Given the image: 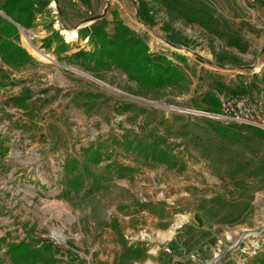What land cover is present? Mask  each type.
<instances>
[{"label":"rangeland","instance_id":"374dc122","mask_svg":"<svg viewBox=\"0 0 264 264\" xmlns=\"http://www.w3.org/2000/svg\"><path fill=\"white\" fill-rule=\"evenodd\" d=\"M42 1V6L34 2L29 25L20 24V28L39 50L53 53L50 47L57 38L45 35L50 32L74 50L61 56L64 47L56 42L54 59L40 60L21 44L23 33L16 28L14 39L32 59L33 68L21 77L0 69V95L4 98L0 101V116L20 133L21 140H28V145L11 144L0 137V183L4 181L3 190L10 192L5 180L11 169L36 161L49 162L55 153L64 154L65 167L57 176L58 188L64 186L60 196L77 217V222L71 224L73 233L81 232L82 238L72 239L67 245H55L46 238L37 240L38 246L36 242L32 245L21 241L7 244V250L12 244L39 250L41 255L35 264H83L84 255H92L94 245H98L93 255L97 264H145L150 260L155 264H209L215 255L220 258L214 264L241 259V264H264V231L256 233L264 221V131L239 128L244 124H221L195 112H218L222 99L246 91L240 85L254 72L256 64L249 70L231 66L243 64L248 54L264 66V19L252 15L257 13L253 5L257 0ZM62 19L80 29H69ZM116 22L144 41L151 58L166 56L183 80L143 93L123 70L111 65L93 72L92 60L74 55L79 50L93 52L94 44L84 36L90 28L105 23L111 37ZM32 23L43 29L41 37L29 30ZM62 29H76L77 36L73 41L65 40ZM13 35L5 39L15 45L10 39ZM9 52L0 49L2 63H25L26 58L18 61L6 57ZM187 58H195L197 61H190L202 63L201 67L187 62ZM228 78L230 83L225 82ZM193 81L197 82V91L207 87L211 91L213 87L202 110L198 105L192 107L187 96ZM81 91L93 92L97 97L89 101L76 97ZM16 97L23 98L22 104L14 102ZM116 115L121 116L119 121H115ZM125 137L134 141L162 138L169 151L168 160L157 162L135 147L127 148ZM11 148L23 149L21 158L27 156L26 161L13 158ZM32 149L39 155L38 160L28 155ZM96 153L99 162L92 163L90 156ZM71 159L78 161L79 169L88 167L95 179L83 173L81 188L65 192ZM119 168L125 170L119 173ZM114 175L125 177L124 184L114 183ZM6 195L0 203V217L7 218V226L20 224L28 233L40 236L55 224L56 218L61 221L62 213L55 212L49 218V214L24 201L18 210L14 204L11 206L12 196ZM113 206L128 220L120 216L107 219L106 211ZM125 223L145 239L151 228L158 229L157 255L148 254L144 245L127 244ZM172 232V240H168ZM151 235L154 237L155 232ZM110 236L117 246L106 244ZM47 245L49 250L45 249ZM165 246L168 251L161 249ZM243 249L250 255L243 254ZM193 251L197 253L195 261L189 258ZM0 264L14 263L9 260Z\"/></svg>","mask_w":264,"mask_h":264},{"label":"built area","instance_id":"2783aa9c","mask_svg":"<svg viewBox=\"0 0 264 264\" xmlns=\"http://www.w3.org/2000/svg\"><path fill=\"white\" fill-rule=\"evenodd\" d=\"M18 28L22 33L27 36V34L20 28V26H18ZM13 112L14 111H11V113ZM195 112L203 113L215 119L221 124H244L264 131V89L258 91L255 99H251L248 96L241 94H235L225 97L220 101V110L218 112H204L197 110H195ZM120 118L121 116L116 115L115 121H119ZM0 137L3 140L10 142L11 144L19 143V145H28V140H21L20 133H18L16 129H13L10 125V122L4 119L3 116H0ZM22 151L23 149L11 148V156L13 158L16 157L24 160L23 158H21ZM28 155H30L31 158L33 157L34 160H38L39 158V155L36 153V151H33V149L31 150L30 154L28 153ZM64 158V154H60V152H58L54 154V157L52 156L49 162L45 161V163H43L41 161H36L35 164H30V166L11 169L5 180L9 183L10 189L12 190L10 192L3 190V188L5 187L4 181L0 183V188L2 190H0L1 205V200H4L7 196L6 194L9 193L10 196H12L13 198L11 206L12 204H14V206H16L18 210H21L23 208L24 201L27 205L31 207H38V211H42L44 213L49 214V218L54 216L55 212L62 213L61 221H57L56 218L55 224L52 223L46 233H39L40 236H37L38 234L35 235V233L32 231L28 233L26 229H22L20 224L16 225L13 223L7 226V218L1 216L0 219H2V221L5 220V222L0 223V262H9L10 260L9 255L7 253V244L9 243H19L23 241L26 244L33 243L32 245H34V242H36L37 240L41 238H46L55 245H67L72 239L75 241H80V239L82 238L81 232L73 233V227L71 226V224L77 222V217L76 215L70 212L71 209L60 196V192H62L64 186L60 185V188H58L59 183L57 176L59 172H63L64 170ZM26 159L27 156L24 161H26ZM112 179L114 183L120 182L119 184L122 185L124 184L125 177L114 175L112 176ZM126 188H128V186H126ZM38 204H40V206ZM141 213L147 214L145 210H142ZM106 215L107 219L109 220L112 219L114 216H120L121 219H124L126 221L129 218L125 214H123L122 216L117 206L108 208L106 211ZM146 222H148V226H151L150 224L152 222L149 218H147ZM32 224L33 221L29 223L30 226H32ZM125 226L126 227L123 230V235L125 237V240L128 242L127 244H134V246L144 245L148 254L157 255L159 246L158 244H156L157 241L155 239L160 238V235L158 234V229L151 228L153 230L152 231L150 229L151 233L155 232L154 237H152L150 232H146L147 239H145V236L140 235V233L136 234L133 227H128V223H125ZM175 229H177V225H175L174 230ZM263 231L264 221L257 228L256 233H261ZM173 233L174 232H172L171 235L167 237L168 240H172ZM138 237L140 238L135 240V238ZM141 242H144L145 244H141ZM39 244L40 242L35 243L36 246H38ZM161 249H163L164 251H168V248L166 246ZM90 250V253H92V255L83 254V259H85V262L83 264H97V257H93V255H95L94 253L98 251V245H94ZM246 251L247 250L243 249L242 253H248ZM248 254L250 255V253ZM189 258L192 261H195L197 259V253L194 251L191 252L189 254ZM219 258V255H215L214 259H212L209 264H214L216 261H218ZM172 260L173 262L177 261L176 258H173ZM241 261L244 260H237L236 262L230 264H241ZM145 264L155 263L150 260L145 262Z\"/></svg>","mask_w":264,"mask_h":264},{"label":"trees","instance_id":"16d2710c","mask_svg":"<svg viewBox=\"0 0 264 264\" xmlns=\"http://www.w3.org/2000/svg\"><path fill=\"white\" fill-rule=\"evenodd\" d=\"M38 1L42 6V0H0V10H2L13 21L21 25H29L28 22L32 18L34 10L33 4ZM0 21L2 17L0 16ZM1 34L9 37L10 34L17 32L15 26L10 22L0 27ZM85 31H88L85 29ZM84 36H89V40L94 44L93 52H85L79 50L74 55L79 58L87 57L93 61V67L97 72L99 69H105L111 65L123 70L129 79L136 82L140 92L148 93L153 90L164 88L171 85H177L183 80V76L177 70L176 66L164 55H158L151 58L147 53V46L144 41L134 35L131 30L121 22H116L113 26V35L108 36L105 30V23L95 25L85 33ZM48 40V38H46ZM11 47L12 50L6 57H15L16 51H21L19 46L2 39L0 36V49ZM23 51V50H22ZM4 61V57H3ZM6 61V60H5ZM8 62V61H7ZM76 97H83L86 101L97 97L93 92H78ZM16 104H22L23 98H14ZM241 129H252L259 131L248 125H240ZM220 129V128H216ZM254 131V132H255ZM162 138H151L147 141L133 140L129 137L124 138V143L127 148L135 147L140 153L146 157L157 161L165 162L168 160L169 151L162 144ZM92 163L99 162V156L92 154L90 156ZM75 169L79 172L74 173ZM119 173H122L124 168H119ZM87 174L95 179V175L91 173L88 167L79 169V163L76 159H71L67 163L68 178L65 182L66 191H78L82 186V174ZM98 183L99 180L96 179ZM49 250V246L45 247ZM7 253L10 260L14 264H35L41 253L39 250L31 249L26 244H12L8 247Z\"/></svg>","mask_w":264,"mask_h":264},{"label":"crops","instance_id":"0c3cea01","mask_svg":"<svg viewBox=\"0 0 264 264\" xmlns=\"http://www.w3.org/2000/svg\"><path fill=\"white\" fill-rule=\"evenodd\" d=\"M253 5L257 9V13H252V15L253 16H259L261 19H264V14L262 15V12H264V0H257V4L253 3ZM0 16L2 17V21H0V27L3 26L4 24L8 23V22H10L17 29H18V26H20V24H18L17 22L13 21L9 16H7L1 10H0ZM62 23H65V26H68V28L80 29V28H77V26H78L77 24H70L65 19H62ZM29 30L31 31V33L33 35H36L37 37H41V36H39V34L41 32H43V29H41L40 27H39V29H37V26H34V23H32V25L29 28ZM49 34H50L51 38H54V39L57 38V40L56 41L54 40L53 45L50 47V49H51L50 51L53 52L52 54H56L55 50H54L55 47H56V45H55L56 42H58L57 44L63 45V47H64L63 50L60 53L61 56L70 55L71 54L72 50H74V49H72L70 45L64 44L62 42L61 37L58 34H55V33L51 34V32H50V33L45 34V35H49ZM0 36L2 37V39L6 38V36L4 34H1V31H0ZM15 36L16 35H13V37H11L10 39H11V42H13L15 45L18 46L19 45L18 42L16 41V39H14ZM38 44L40 45L41 41H38ZM2 50H12V48L9 46V47H6V48H4ZM248 55H249V58H247V60L246 59L243 60V62H244L243 64L236 65V66H231V67L232 68H237V67L241 66L242 68L247 69V68H249L251 66H254L255 64H256L255 67H257V66H261L262 67L259 71L254 70L255 69V67H254V69L252 70L254 72L248 74L249 76H247V80L246 81L243 80V84H241V85L239 84L241 89H246V91L242 92L241 95H245V96H248L251 99H255L256 96H257L258 91L261 90V89H264V66H262V63H260V64L256 63V57H253V55H250V54H248ZM16 58L19 59L18 61L26 58L25 63L22 64L23 61L22 62L20 61V62H18V64H15L14 63L15 61H13L11 65H6V64L2 63L1 58H0V69H3L4 71H7L8 74H10L9 71H12L13 73H17V77H21V75H23L25 73H29V72L32 71V68H33L32 64H31L32 63V61H31L32 59L28 58L27 55L22 51V49H21V51H16L15 52V57H13V59H16ZM191 59L193 61H197L195 58H191ZM191 59L187 58L186 61L189 62ZM190 62L195 64L196 67H201V65H202V63H200V62H199L198 65L196 63L192 62V61H190ZM247 70H249V69H247ZM22 77H24V76H22ZM254 78H256V79H254ZM225 82L226 83H230L231 79L228 78V80H225ZM254 84H255V87L253 86ZM11 91H15V89H13ZM187 92H188L187 96L189 97L191 106L195 107V105H198L197 108L202 110L203 109L202 107L206 106L205 102H207L208 92L209 93H213L214 91H213V87H211V91H208V87L205 88V90L197 91V82L193 81L191 84H189V90ZM200 93H202V95L199 98L194 97L195 95H198ZM13 95H21V94L14 93ZM22 95H24V94H22ZM9 96H12V95H9ZM2 99H4V98H2V95H0V101ZM196 99L199 100V101H195ZM109 238H110V242H106V244L109 243L110 245H112V246L114 245L115 246L117 243L115 241H113L114 237L110 236Z\"/></svg>","mask_w":264,"mask_h":264},{"label":"bare ground","instance_id":"6f19581e","mask_svg":"<svg viewBox=\"0 0 264 264\" xmlns=\"http://www.w3.org/2000/svg\"><path fill=\"white\" fill-rule=\"evenodd\" d=\"M65 38L68 41H73L75 39V37L77 36V30L73 29V30H68V29H62L61 32ZM21 44L26 48V50L32 54L33 56H35L36 58L40 59V60H45V61H49L54 59V56L51 55L49 52L46 51H42L39 50L37 47H35L31 42H30V38L28 37V35L26 36L24 33L21 36ZM260 67L255 68V70H259ZM90 78H92L90 76Z\"/></svg>","mask_w":264,"mask_h":264},{"label":"water","instance_id":"95a60500","mask_svg":"<svg viewBox=\"0 0 264 264\" xmlns=\"http://www.w3.org/2000/svg\"><path fill=\"white\" fill-rule=\"evenodd\" d=\"M95 81H97V82H99V83H101V84H103V85H105V86H107L106 84H104L103 82H101V81H99V80H97V79H95V78H93Z\"/></svg>","mask_w":264,"mask_h":264}]
</instances>
